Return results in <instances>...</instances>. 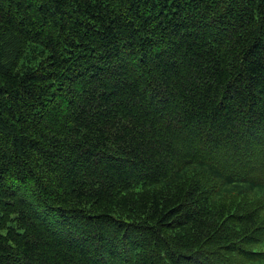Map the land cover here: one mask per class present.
Wrapping results in <instances>:
<instances>
[{"label": "trees", "instance_id": "1", "mask_svg": "<svg viewBox=\"0 0 264 264\" xmlns=\"http://www.w3.org/2000/svg\"><path fill=\"white\" fill-rule=\"evenodd\" d=\"M0 264H264V0H0Z\"/></svg>", "mask_w": 264, "mask_h": 264}]
</instances>
